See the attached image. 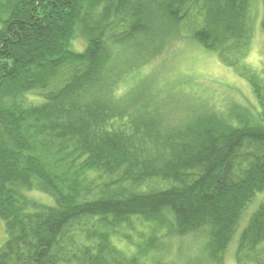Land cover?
I'll return each instance as SVG.
<instances>
[{"label": "trees", "instance_id": "obj_1", "mask_svg": "<svg viewBox=\"0 0 264 264\" xmlns=\"http://www.w3.org/2000/svg\"><path fill=\"white\" fill-rule=\"evenodd\" d=\"M254 1L0 0V264H170L168 242L199 234L212 264L234 236L237 264H264ZM185 40L262 109L175 105L147 75L120 88Z\"/></svg>", "mask_w": 264, "mask_h": 264}, {"label": "rangeland", "instance_id": "obj_2", "mask_svg": "<svg viewBox=\"0 0 264 264\" xmlns=\"http://www.w3.org/2000/svg\"><path fill=\"white\" fill-rule=\"evenodd\" d=\"M253 12L257 15L256 30L245 63L264 73V32L259 26L260 0L254 1ZM81 41L82 38L78 36L74 42L76 47H79ZM143 75L148 76L150 84L159 95L173 92L168 100L175 105L183 104L181 106L190 105L196 108L209 105L220 109L246 108L253 112L262 109L253 88L245 78L232 67L222 63L215 53L189 40L168 47L136 76L127 79V83H123L120 88L125 89L124 86L132 85ZM41 198L45 196L41 195ZM253 207L251 206L245 214L244 221ZM6 239L5 223L0 218V247ZM235 241L236 236L226 249L221 264H237ZM121 245L126 248L125 243L121 242ZM161 256L170 264H212L206 260L205 238L201 234L170 240Z\"/></svg>", "mask_w": 264, "mask_h": 264}]
</instances>
